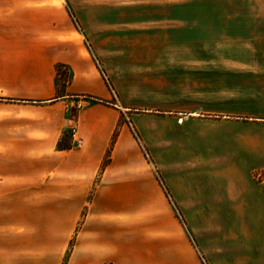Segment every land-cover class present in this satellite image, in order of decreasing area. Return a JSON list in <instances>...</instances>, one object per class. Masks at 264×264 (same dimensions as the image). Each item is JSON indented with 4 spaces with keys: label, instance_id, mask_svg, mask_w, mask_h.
<instances>
[{
    "label": "crops",
    "instance_id": "1",
    "mask_svg": "<svg viewBox=\"0 0 264 264\" xmlns=\"http://www.w3.org/2000/svg\"><path fill=\"white\" fill-rule=\"evenodd\" d=\"M130 1H87L77 13L84 33L63 6L59 35L29 31L37 10L0 0V264H264L263 183L203 188L200 214L234 223L204 225L199 256L168 202L183 204L176 184L165 180L168 198L136 136L156 117H221L234 134L232 145L217 135L218 160L264 169V0ZM165 55L203 57L217 114L178 102L188 80Z\"/></svg>",
    "mask_w": 264,
    "mask_h": 264
},
{
    "label": "rangeland",
    "instance_id": "2",
    "mask_svg": "<svg viewBox=\"0 0 264 264\" xmlns=\"http://www.w3.org/2000/svg\"><path fill=\"white\" fill-rule=\"evenodd\" d=\"M2 1H18L25 3L26 6L34 7L35 10H37L34 16L32 15L31 18L27 17V22L29 23L27 25L31 26L27 28L29 31H32V29H46L49 25L51 33L52 31L54 33L58 31L60 32L59 35H61V21L68 22L65 10L69 12L77 31L84 33L83 26L81 25L77 13H79V10L87 12L90 6L87 4L89 0ZM95 1H109L113 2L114 5H123V3H127L130 0ZM132 1L134 0L130 2ZM21 3H19V6H22ZM11 6L14 5L11 4ZM91 10L93 11V15L98 16V22L103 21V18H105L103 13L104 9L94 6ZM118 10H122V8ZM195 10H200V8ZM117 27L124 28L125 26L120 25ZM150 31L152 34L147 36L146 42L150 43L148 46H153V32L157 31V29L152 28ZM54 33L52 34L53 36H55ZM72 38H78L77 33L74 31L72 33ZM86 41L92 47L90 41L87 39ZM139 42L141 43L143 40ZM59 51L61 52V48H59ZM202 58V56L196 55H165L162 57V60L163 63H174L178 65L179 72H177L176 75L179 81L188 80V83L183 85V87L177 88L179 92L178 102H181L184 108H186V105L189 107L192 104L197 112H203V107L209 108L210 112L208 113H213L212 115H215L217 113L212 111H214L213 109L217 102H215L216 100L213 98L215 97L213 93L208 91L211 88H207L209 86L208 83H212L211 76L203 75L202 71L199 70L202 66ZM210 58L212 59V57ZM246 58L248 60V57ZM191 66L194 67L193 72L187 70ZM55 69L57 70V82L60 83L63 75L67 73L66 68L62 67L61 63H57ZM58 74L60 76H58ZM226 102V99H222L219 104L226 105ZM179 116L183 117L181 115ZM226 121V119L221 117H211L209 118L208 124H205V122L203 124V122L197 120L195 116H193V118H191V116L183 118L182 121L180 119L168 120L162 117H156L144 122L145 135H141L135 130L142 152L147 161L154 164L156 176L164 187L167 197L171 195H169L165 180L170 179L176 184L183 204L177 205V201L173 199H168V202L176 213V217L183 229L187 231L188 228L190 231L186 233L199 256L200 254L196 247L198 248L199 246V248H201L204 225H206V227L210 225L212 228V225L217 223V219H220L222 223L221 229L223 228V231L229 232L230 227L234 223L233 216L224 215L217 217L212 215L203 216L200 214L199 208L201 207V198L204 195L203 188H208L210 194L215 195L216 193H225L227 190L235 192L236 190L234 187H238L239 184H242V181L248 184L263 183L264 185V169H246L242 167H233L232 165L230 167L228 163L218 160L219 153L216 145L217 135L219 133H224V143L233 144L232 136L234 134V128L233 125ZM175 124L177 126L174 130L173 127ZM170 126L172 128V133L169 132ZM69 136L72 140L70 133ZM185 185L189 187L188 193ZM180 207L183 208L180 209ZM249 220V216L242 217L241 223L243 222L244 230H246L247 226L245 223L248 224ZM247 232L249 231L247 230ZM230 233H232V231H230ZM214 248V242L212 241L210 251L214 252Z\"/></svg>",
    "mask_w": 264,
    "mask_h": 264
},
{
    "label": "built area",
    "instance_id": "3",
    "mask_svg": "<svg viewBox=\"0 0 264 264\" xmlns=\"http://www.w3.org/2000/svg\"><path fill=\"white\" fill-rule=\"evenodd\" d=\"M85 44H86L87 48L91 51V50H92V47L90 46V44H89L87 41H86ZM95 62H96V64H97L98 68L101 70V73H102L103 79L105 80V82L107 83V85L109 86V88L111 89V91L114 93V89H113V87H112V85H111V83H110L109 77H108L107 74L105 73V71H104V69L102 68L100 62H99L97 59H95ZM70 135H71V138H72V139H75L76 128L73 127V128L70 129Z\"/></svg>",
    "mask_w": 264,
    "mask_h": 264
},
{
    "label": "trees",
    "instance_id": "4",
    "mask_svg": "<svg viewBox=\"0 0 264 264\" xmlns=\"http://www.w3.org/2000/svg\"><path fill=\"white\" fill-rule=\"evenodd\" d=\"M56 71H57V70H56ZM59 145H62V144L59 143Z\"/></svg>",
    "mask_w": 264,
    "mask_h": 264
}]
</instances>
